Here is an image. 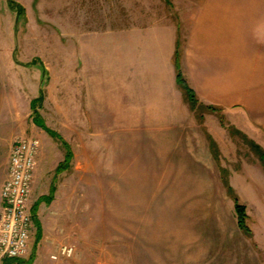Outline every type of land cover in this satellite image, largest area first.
<instances>
[{
  "label": "crops",
  "instance_id": "obj_1",
  "mask_svg": "<svg viewBox=\"0 0 264 264\" xmlns=\"http://www.w3.org/2000/svg\"><path fill=\"white\" fill-rule=\"evenodd\" d=\"M72 10L75 72L79 83H85L84 102L76 108L87 107L91 123L87 141L81 133L79 141L74 137V158L77 153L87 155L89 169L139 170L145 167L140 157L149 155L153 169L199 168L206 177L216 165L222 183L221 167L228 168L230 183L246 205L253 236L240 228L236 210L197 217L193 229L216 234L207 240L200 235L201 244L194 249L199 255L189 254L193 251L186 248L184 264H257L256 259L264 264L262 163L257 157L254 164L242 160L227 167V161L238 162V139L215 113H206L200 123L178 87L174 64L180 39L182 73L200 103L220 108L228 123L264 149V0H72ZM1 24L0 18V36ZM87 37L120 47L118 81L107 68L97 66L94 53L83 49ZM111 50L109 55H115ZM15 53L13 48L11 62L21 64ZM35 61L23 65L38 68L42 87L45 73L41 69L49 72L50 68L40 57ZM12 69L16 70L15 65ZM5 72L0 65V86ZM41 87L29 104L32 113V101L39 97ZM80 120L74 117L75 122ZM209 135L218 144L219 160L211 151ZM113 155L119 161H113ZM56 201L60 203V185ZM62 214L52 213L51 218L41 220L37 211L35 234L39 225L41 239L32 264L43 263L40 253H49L54 260L52 255L61 246ZM132 246L131 251L142 250L141 245ZM98 259L79 247L72 259L55 260V264H95Z\"/></svg>",
  "mask_w": 264,
  "mask_h": 264
},
{
  "label": "rangeland",
  "instance_id": "obj_2",
  "mask_svg": "<svg viewBox=\"0 0 264 264\" xmlns=\"http://www.w3.org/2000/svg\"><path fill=\"white\" fill-rule=\"evenodd\" d=\"M14 1L17 7H12L9 0H0V65L6 69L0 86V190L8 175L13 141L19 136L33 135L41 143V162L35 174L31 205L38 203L42 196L50 195L55 185V201L51 204L41 201L38 210L41 220L51 218L52 213H64L60 217L61 246L73 245L75 253L79 247L85 252L90 250L99 258L95 264H184L186 248L193 251L189 254L199 255L194 249L201 244L200 235L207 240L216 232L193 229L195 218L235 213L234 200L218 178V167L214 164L208 177L199 168L185 166L156 170L152 156L145 155L140 157L145 167L139 170L89 169L87 155L77 153L70 168L57 173L59 161L65 159L63 142L37 127L32 117L43 116L45 124L59 133L72 150L74 137L79 141L78 133L88 140L91 123L87 107L76 108L77 103L84 102L85 83H79V73L75 72L78 68L73 53L77 43L73 39L72 0ZM20 7L25 9L23 16L18 14ZM14 25L16 31H13ZM82 44L83 49L96 55L97 66L107 68L118 81L120 47L117 43L87 37ZM13 48L21 64L11 62ZM110 48L115 55H109ZM39 57L50 68L44 74L46 83L42 84L46 91L42 114L32 113L29 107L41 87L39 70L34 64H30L34 67L23 65L30 59L38 62ZM13 65L16 70L12 69ZM74 117H80V122H75ZM233 137L238 139V162L227 161V167L242 160L254 164L257 156L248 144L238 135ZM80 139L83 145V138ZM113 156V161H119V156ZM59 185L60 203L56 201ZM36 243L34 234L31 247ZM136 244L142 250L131 251ZM39 259L44 264L56 263L49 253L48 256L40 253ZM256 263L260 264L258 259Z\"/></svg>",
  "mask_w": 264,
  "mask_h": 264
},
{
  "label": "built area",
  "instance_id": "obj_3",
  "mask_svg": "<svg viewBox=\"0 0 264 264\" xmlns=\"http://www.w3.org/2000/svg\"><path fill=\"white\" fill-rule=\"evenodd\" d=\"M36 136L17 137L10 149L8 175L0 191V262L29 256L36 225L32 212V196L40 153ZM73 245H62L54 260L71 259Z\"/></svg>",
  "mask_w": 264,
  "mask_h": 264
},
{
  "label": "trees",
  "instance_id": "obj_4",
  "mask_svg": "<svg viewBox=\"0 0 264 264\" xmlns=\"http://www.w3.org/2000/svg\"><path fill=\"white\" fill-rule=\"evenodd\" d=\"M9 2H10L12 7L18 6L14 0H9ZM24 10L25 9L22 7L19 8V11H18L19 16H21V15L23 16V14H25ZM15 58L17 60V53H15ZM181 59H182L181 40L178 39V49H177L175 57H174V64H175L176 72H177L178 87L183 91V93L185 95V99L190 104L191 109L196 112V116H197L198 120L200 121V123L204 122V114L203 113L200 114L199 112L215 113L218 116V118L220 119V122L222 123V125L229 130V132L232 136L238 135L244 139V141L250 147L251 151L259 158V160L261 161L262 166L264 168V149L260 145H258L256 142L249 139L248 136L246 134H244L242 131L238 130L235 126L228 123L226 121V118L222 114V110L220 108H218L216 106L204 105V104L200 103L196 92L189 85V83L187 82L186 78L184 77V75L182 73ZM46 72L47 71L45 69L44 73H46ZM45 83L46 82L44 81L43 84H45ZM43 88L44 87H42L40 90V96L32 101V109L34 110L35 113H37V108L43 105V102L45 99L46 91ZM40 116L41 115H36L34 117L35 124H37L38 126L43 128L52 137L58 138L59 140L61 139V141L63 142V146L65 147V150H66L65 159L63 162L59 163V165L57 167V173H61L63 171H66L70 168L71 161L74 157L73 150L71 149L70 145L59 135V133L50 129L45 124L43 118ZM209 141H210V148H211V151H212L214 157L217 160H219L220 156H221V152H220V149L218 147V144L210 135H209ZM221 173H222V180H223L226 192L234 200L235 210H236V214L238 216V221H239V226L247 236L252 237L253 232L250 229V227L247 225L248 215H247L246 205L240 200L239 195L237 194V192L235 191V189L233 188V186L230 183V179H229L230 172H229V170L227 168L221 167ZM55 191H56V188H55V185H53L51 188V194L48 196H42L39 199V202L33 206L32 212H33L34 222L36 224H38L37 211H38L39 203L41 201L51 203L54 199L53 194L55 193ZM40 229L41 228L38 225V230H37V234H36L37 243L41 239V230ZM37 243L35 244L34 249L31 253L29 259H27V260H25V259H6L7 260L6 264H12V263L32 264L35 257H36Z\"/></svg>",
  "mask_w": 264,
  "mask_h": 264
}]
</instances>
